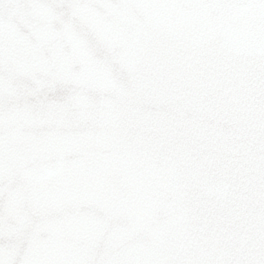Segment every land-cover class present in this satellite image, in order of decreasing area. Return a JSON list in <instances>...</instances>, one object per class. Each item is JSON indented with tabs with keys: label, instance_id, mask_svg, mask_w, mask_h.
Listing matches in <instances>:
<instances>
[{
	"label": "snow or ice",
	"instance_id": "obj_1",
	"mask_svg": "<svg viewBox=\"0 0 264 264\" xmlns=\"http://www.w3.org/2000/svg\"><path fill=\"white\" fill-rule=\"evenodd\" d=\"M0 264H264V0H0Z\"/></svg>",
	"mask_w": 264,
	"mask_h": 264
}]
</instances>
